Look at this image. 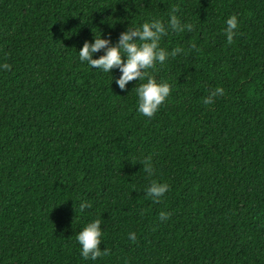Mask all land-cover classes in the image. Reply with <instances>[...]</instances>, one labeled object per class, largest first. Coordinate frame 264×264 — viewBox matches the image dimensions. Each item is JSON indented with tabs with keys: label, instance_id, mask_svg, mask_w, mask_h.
<instances>
[{
	"label": "trees",
	"instance_id": "16d2710c",
	"mask_svg": "<svg viewBox=\"0 0 264 264\" xmlns=\"http://www.w3.org/2000/svg\"><path fill=\"white\" fill-rule=\"evenodd\" d=\"M173 9L194 28L161 38L184 51L148 70L172 87L149 119L146 79L122 90L79 50ZM96 219L109 254L85 259ZM0 264H264V0H0Z\"/></svg>",
	"mask_w": 264,
	"mask_h": 264
},
{
	"label": "clouds",
	"instance_id": "9594fccd",
	"mask_svg": "<svg viewBox=\"0 0 264 264\" xmlns=\"http://www.w3.org/2000/svg\"><path fill=\"white\" fill-rule=\"evenodd\" d=\"M177 9H173V14L168 22L167 27L160 20L144 23L141 28L129 29L122 32L119 36L118 43L112 45L109 39L96 37L94 43L85 42L79 50V59L81 62H88L92 68L101 69L105 73H111L113 69L118 68L122 75L116 80L120 89H125L126 84L133 80L143 81L146 83L140 84L136 88L139 97L138 111L149 119L153 118L159 107L166 101L172 91V87L168 82L158 83L156 79L148 72L149 69H155L157 63L163 65L164 62L171 56L175 58L177 54L184 51L183 48H174L170 53L160 47L161 38L171 29L177 32L192 31L194 25L191 23L181 24L177 16L174 14ZM227 27L225 34L227 43L231 45L234 42L236 30L239 27L238 18L236 15L230 16L226 21ZM196 48L195 43L191 45ZM104 50V54L99 58H93V54ZM198 50V49H197ZM126 56V62L123 57ZM8 63L3 64L5 70L10 69ZM224 89L217 87L203 99L204 105H211L215 102V97L223 95ZM151 156L145 157L142 161L145 172L151 175L154 171L151 162ZM169 190L167 183H157L153 181L147 189L149 197L158 200L163 194ZM86 207H91L90 202L80 204V210L83 211ZM170 213L161 212L160 220L169 219ZM101 220L96 219L87 224L77 235V240L82 246V256L85 259L93 260L101 256H107L109 250L105 248L101 251L102 242ZM129 239L133 242L136 240V234L130 233Z\"/></svg>",
	"mask_w": 264,
	"mask_h": 264
}]
</instances>
